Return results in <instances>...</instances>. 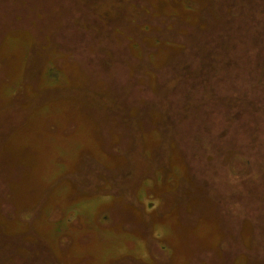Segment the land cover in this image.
Masks as SVG:
<instances>
[{
    "label": "rangeland",
    "instance_id": "374dc122",
    "mask_svg": "<svg viewBox=\"0 0 264 264\" xmlns=\"http://www.w3.org/2000/svg\"><path fill=\"white\" fill-rule=\"evenodd\" d=\"M130 259L264 264V0H0V264Z\"/></svg>",
    "mask_w": 264,
    "mask_h": 264
},
{
    "label": "flooded vegetation",
    "instance_id": "af4514ba",
    "mask_svg": "<svg viewBox=\"0 0 264 264\" xmlns=\"http://www.w3.org/2000/svg\"><path fill=\"white\" fill-rule=\"evenodd\" d=\"M99 171H101L102 169L101 168H99L98 169ZM169 173H168V171H166V175H168ZM174 176V175H173ZM99 181V180H98ZM100 182V181H99ZM146 182V180L144 179V180H142V182H141V184L143 185V183H145ZM101 190H99V192H100ZM141 204H143V203H141ZM142 211H143V213H145V210H144V207H142ZM144 217V216H143ZM129 223H131L132 225L134 224V222L132 221V220H130V221H128ZM127 222V223H128ZM130 262H137V264H144L142 261H138V260H135V259H130ZM59 264H60V262H59ZM158 264H170L169 262H158Z\"/></svg>",
    "mask_w": 264,
    "mask_h": 264
},
{
    "label": "trees",
    "instance_id": "16d2710c",
    "mask_svg": "<svg viewBox=\"0 0 264 264\" xmlns=\"http://www.w3.org/2000/svg\"><path fill=\"white\" fill-rule=\"evenodd\" d=\"M248 55V54H247ZM249 56H251V55H249ZM233 57V56H232ZM228 61H230V58H228Z\"/></svg>",
    "mask_w": 264,
    "mask_h": 264
}]
</instances>
